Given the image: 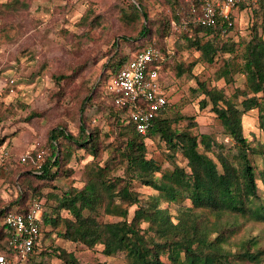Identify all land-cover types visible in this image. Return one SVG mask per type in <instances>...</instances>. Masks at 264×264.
<instances>
[{
    "label": "trees",
    "instance_id": "1",
    "mask_svg": "<svg viewBox=\"0 0 264 264\" xmlns=\"http://www.w3.org/2000/svg\"><path fill=\"white\" fill-rule=\"evenodd\" d=\"M132 2L128 11L122 9V15L135 25L136 34L123 36L116 47L145 41L138 44L137 53L156 44L163 55L157 66L164 76L177 67L193 76L197 63L213 65L221 58L222 65L213 76L214 82L232 85L235 75L245 77V89L236 88L231 95L225 88L210 85L197 76H193L197 87L190 89L195 98L202 97L201 109L211 107L223 133L232 141L235 153L212 135L193 134L192 130L198 126L195 117L174 113L172 105L162 110L149 132L142 135L128 120L127 111L113 104L106 89L108 116L117 134L116 141L106 147L111 151L108 160L104 165L96 162L100 152L99 132L88 130L83 116L78 135L62 126L52 129L48 133V152L35 150L25 163L18 161L30 170L19 179L16 200L0 206V249L8 238L3 225L6 215L14 210L26 212L29 203L38 197L46 199L44 227L37 240L41 246L51 233L58 231L66 242L91 250L102 246L105 257L122 253L127 264H264V246L259 237L235 239L243 226L239 219L264 224V177L261 190L260 174L253 164V157L264 156V152L251 145L243 126L244 116L257 110L259 126L264 130V0L257 6H240V12L252 15L247 37L222 20L216 27L196 25L195 20L202 13L198 3L188 0ZM147 3L166 4L168 18L150 19ZM19 4V0H14L6 3L5 8L14 9ZM83 21L92 23L87 17ZM175 47L198 52L197 62L187 66L176 64ZM131 58L119 54L111 60L110 78L103 84L109 83ZM185 121L188 124L181 126ZM156 141L158 145L164 144L172 157L181 155L189 171L172 160L173 169L164 170L158 160L149 157L148 142ZM4 144L0 140V146ZM77 149H84L93 157L85 166L84 185L81 189L72 187L62 195L56 194L53 183L66 172L63 169ZM41 152L44 156L40 164L37 155ZM8 166L0 161V172H5ZM119 169L123 170L121 175L116 174ZM137 185L151 188L158 195L144 200L136 190ZM51 201L54 204L49 211L46 207ZM163 203L169 207L163 208ZM171 206L178 207L176 215L170 211ZM133 207L136 209L129 218ZM120 216L122 219L117 222L103 220ZM60 227H64L63 232L59 231ZM46 228H49L47 235ZM35 249L38 251V245ZM43 253L46 254L38 251L29 263L39 264L34 258ZM56 257L64 264H82L73 252L63 249L56 251Z\"/></svg>",
    "mask_w": 264,
    "mask_h": 264
},
{
    "label": "rangeland",
    "instance_id": "2",
    "mask_svg": "<svg viewBox=\"0 0 264 264\" xmlns=\"http://www.w3.org/2000/svg\"><path fill=\"white\" fill-rule=\"evenodd\" d=\"M13 1L0 0V140L8 145L12 155L6 171L0 172V206L10 205L16 200L19 179L30 170L29 166L18 163L20 158L35 150L48 152V133L58 126L78 135L81 116L88 130L99 132L100 152L96 162L105 164L111 152L106 147L116 141L117 134L112 125L113 120L108 116L109 103L105 97L108 83H103L110 78L111 70L108 68L111 60L119 54L131 58L136 53L138 44L145 43H122L119 47L115 45L123 36L136 34L135 25L123 19L122 15V9L128 11L132 0H19L20 4L16 8L6 9L5 4ZM147 4L150 19L158 21L168 18L166 4ZM84 17L89 18L91 25L83 21ZM235 18L236 30L247 37L252 15L236 13ZM246 46L244 45L245 49ZM175 49V63L178 65L187 66L197 62L200 56L193 50L179 47ZM221 65V58L213 65L197 63L193 76L210 85L225 88L228 95L233 94L236 88L244 90L245 77L241 74L234 76L232 85H226L224 81H213V76ZM193 76L178 67L171 69L167 76L162 74L164 85L170 91L173 112L195 117L198 126L192 130L193 134L212 135L234 154L233 143L223 133L211 107L201 109L202 97L195 98L190 93V89L197 87ZM88 98H91L90 101ZM187 124L185 121L181 126ZM243 126L251 145L264 152V130L259 126V112L254 110L247 113L243 118ZM148 152L149 157L158 160L164 170L173 169L172 160L189 171L187 161L181 155L172 157L164 144L158 145V141L148 142ZM92 160L93 157L84 149L74 151L72 160L63 169L66 172L53 183L55 193L62 195L72 187L81 189L84 185L85 166ZM253 164L260 174L258 185L262 190L264 156L253 157ZM122 173L123 170L119 169L116 174ZM136 190L144 200L158 195L155 190L140 185L136 186ZM50 191L43 192L47 194ZM51 204L54 202H48L46 207L49 211ZM186 205L190 207L191 203L187 201ZM162 207L169 206L163 203ZM177 208L170 207L173 215H176ZM135 209L133 207L130 210L129 218ZM121 219V216L103 218L106 222ZM239 221L243 226L235 239L259 237L264 246V224L242 219ZM46 230L47 235L49 228ZM59 231L63 232L64 227H60ZM61 249L73 252L82 264H127L122 253L105 257L102 246L91 250L84 245L66 242L59 237L58 231L51 233L38 249L46 254L43 253L34 260L39 264H64L56 257V251Z\"/></svg>",
    "mask_w": 264,
    "mask_h": 264
},
{
    "label": "built area",
    "instance_id": "3",
    "mask_svg": "<svg viewBox=\"0 0 264 264\" xmlns=\"http://www.w3.org/2000/svg\"><path fill=\"white\" fill-rule=\"evenodd\" d=\"M201 5L202 13L195 24L204 27H216L219 20L227 22L236 30L235 14L240 6L251 4L257 6L262 0H188ZM195 8H193V11ZM163 55L156 44H151L137 52L113 77L107 85V92L115 106L127 111L128 120L136 130L146 135L153 121L165 108L171 106L170 91L164 85L158 63ZM44 152L37 155V162H43ZM30 154L22 156L25 163ZM12 155L8 145L0 146V161L9 165ZM45 200L34 198L26 212L17 210L9 212L3 220L8 238L4 248L0 249V264H28L31 256L41 247L40 238L44 224Z\"/></svg>",
    "mask_w": 264,
    "mask_h": 264
}]
</instances>
